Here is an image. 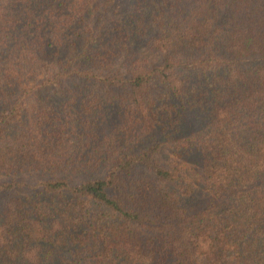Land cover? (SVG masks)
I'll return each instance as SVG.
<instances>
[{
	"label": "trees",
	"instance_id": "obj_1",
	"mask_svg": "<svg viewBox=\"0 0 264 264\" xmlns=\"http://www.w3.org/2000/svg\"><path fill=\"white\" fill-rule=\"evenodd\" d=\"M0 264H264V0H0Z\"/></svg>",
	"mask_w": 264,
	"mask_h": 264
}]
</instances>
